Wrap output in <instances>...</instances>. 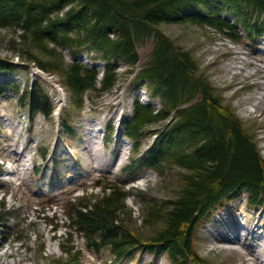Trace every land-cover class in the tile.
I'll list each match as a JSON object with an SVG mask.
<instances>
[{
	"label": "trees",
	"instance_id": "trees-1",
	"mask_svg": "<svg viewBox=\"0 0 264 264\" xmlns=\"http://www.w3.org/2000/svg\"><path fill=\"white\" fill-rule=\"evenodd\" d=\"M185 21L257 44L264 36V0H0V33L12 31L10 42L17 44L15 55L23 64L34 62L58 73L71 111H81L92 92L99 96L113 90L123 65L137 88L144 83L149 96L160 100L158 110L135 100L122 128L132 143L129 162L119 176L102 175L94 183L98 192L68 200L62 253L48 264L81 263L76 235L94 253L107 249L114 264L142 260L139 253H163L170 264H219L197 250L199 225L243 196L248 206L264 208V157L256 133L224 102L193 53L160 28L164 22ZM148 40L153 42L149 59L138 68L139 46ZM80 53L102 62L86 65ZM14 61L0 56V75L14 73L19 65ZM10 90L20 93L19 84L0 78V97ZM18 101L30 122L39 114L53 115L54 102L40 79L23 88ZM64 114L62 129L74 133L72 115ZM148 127L155 138L143 149ZM106 133V141L113 139L112 123ZM57 162L52 169L58 171ZM147 169L173 190L159 200L138 194L145 228L140 229L127 204L134 193L127 183ZM8 234L3 233L4 241Z\"/></svg>",
	"mask_w": 264,
	"mask_h": 264
},
{
	"label": "rangeland",
	"instance_id": "rangeland-1",
	"mask_svg": "<svg viewBox=\"0 0 264 264\" xmlns=\"http://www.w3.org/2000/svg\"><path fill=\"white\" fill-rule=\"evenodd\" d=\"M160 28L193 53L201 71L225 98L224 102L231 104L244 125L256 133L264 157V36L257 44L248 39L235 41L215 28L186 21L164 22ZM12 34L8 29L0 33V56L15 59L19 64L14 73L0 78L13 79L20 86V93L10 90L0 97V218L7 220L0 223V264H48L62 253L59 240L69 221L65 212L68 200L87 191L98 192L94 183L102 175L119 176L129 162L127 146L114 139L106 141V128L111 123L116 128L122 114L129 113L125 105L132 103L137 86L133 73L128 74L129 68L121 64L120 79L113 90L99 96L92 92L81 111H71L69 91L58 73L38 69L34 62L26 65L19 61L15 55L18 46L10 42ZM152 46L151 40L139 46L138 68L149 59ZM67 51L66 57L71 60ZM79 59L92 65L85 53H80ZM35 78L43 82L56 108L51 118L39 114L30 122L28 111L18 100L21 90ZM155 101L159 106L160 100ZM61 104L66 105L58 109ZM63 110L72 115L74 133H66L61 127ZM149 128L145 130L143 149L155 138ZM117 135L115 132L113 137ZM54 160L59 162L58 171L52 169ZM174 171L176 174L177 170ZM164 183L151 169L135 182L127 183L128 188L134 189L127 204L134 209L137 228L145 229L140 226L144 212L138 194L143 191L145 196L164 199L173 190L172 184ZM245 198L230 202L199 225L195 240L202 256L219 264H264V208L248 206ZM5 232L10 237L6 241ZM74 244L83 251L80 264H114L107 249L94 253L79 235L75 236ZM141 254L138 256L142 260L119 264H170L163 253Z\"/></svg>",
	"mask_w": 264,
	"mask_h": 264
},
{
	"label": "bare ground",
	"instance_id": "bare-ground-1",
	"mask_svg": "<svg viewBox=\"0 0 264 264\" xmlns=\"http://www.w3.org/2000/svg\"><path fill=\"white\" fill-rule=\"evenodd\" d=\"M79 58V57H78ZM14 62H17V61H14ZM18 63V62H17ZM38 69H40V68H38ZM42 70V69H41ZM38 78H35L34 79V81H36ZM139 87H144L145 88V84L143 83H141V84H139ZM133 97L138 101V102H140L141 104H149V105H152V107L153 108H155V110H158L159 109V106H156L157 105V103H156V101L152 98V97H150L149 96V94H148V91H147V88H146V90H144L143 89V91L140 93V91L139 90H135V92L133 93ZM65 106L66 104H61V105H59L57 108L58 109H60L62 106ZM63 106V107H64ZM62 107V108H63ZM55 108H56V105H55ZM55 108H54V110H53V112L55 111ZM66 108V107H65ZM65 110V109H64ZM64 110L62 111L63 113H64ZM128 115V114H127ZM155 136V135H154Z\"/></svg>",
	"mask_w": 264,
	"mask_h": 264
},
{
	"label": "built area",
	"instance_id": "built-area-1",
	"mask_svg": "<svg viewBox=\"0 0 264 264\" xmlns=\"http://www.w3.org/2000/svg\"><path fill=\"white\" fill-rule=\"evenodd\" d=\"M43 70V69H42Z\"/></svg>",
	"mask_w": 264,
	"mask_h": 264
}]
</instances>
